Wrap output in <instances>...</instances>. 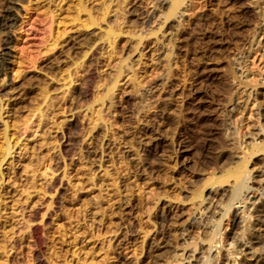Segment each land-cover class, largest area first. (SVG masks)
I'll use <instances>...</instances> for the list:
<instances>
[{
    "label": "rangeland",
    "instance_id": "rangeland-1",
    "mask_svg": "<svg viewBox=\"0 0 264 264\" xmlns=\"http://www.w3.org/2000/svg\"><path fill=\"white\" fill-rule=\"evenodd\" d=\"M53 1L16 10L0 76V264H225L257 200L234 174L264 179L263 0Z\"/></svg>",
    "mask_w": 264,
    "mask_h": 264
},
{
    "label": "bare ground",
    "instance_id": "bare-ground-1",
    "mask_svg": "<svg viewBox=\"0 0 264 264\" xmlns=\"http://www.w3.org/2000/svg\"><path fill=\"white\" fill-rule=\"evenodd\" d=\"M40 0H0V33H2V36H0V46H2L1 48V52H0V76H2V70L4 69L5 65L7 64V61H8V55H10V45L11 43L13 42L14 40V37L12 35V30L13 28L16 26V23H17V20H18V16H17V13H16V10L20 9V5L21 3H24V2H27L28 3V9L34 4V2H39ZM64 1V0H61V2ZM166 1L167 0H160V6H163L166 4ZM185 1L184 0H172V4H171V7L167 13V15L165 17L166 20L168 18H173L174 16H176L178 13L177 11L179 10V8L182 7L183 4ZM54 1L53 0H48V2L45 3V5H47V8L45 9V11H55L53 10L52 8V5H53ZM262 3V2H260ZM263 4H264V0H263ZM165 7V6H164ZM63 8V6H61L59 8V10L61 11ZM80 8L81 9H78V12L79 11H84L87 9L86 5H84L83 3V0L80 1ZM258 8V7H257ZM36 10H38V8H36ZM261 17L264 19V6H259V9H258ZM257 11V12H258ZM160 18V17H159ZM148 19V18H147ZM149 20V19H148ZM166 20H163V21H166ZM262 20V19H261ZM90 21L95 23L96 22V18L91 16L90 15ZM264 21V20H263ZM62 22V21H61ZM173 22V21H172ZM165 23V22H164ZM263 23V22H262ZM150 25V24H149ZM163 25V24H162ZM170 26H172V24L170 25V23L168 24V28H170ZM169 31V30H168ZM258 33L261 34V37L263 36L264 37V26H263V29H259ZM63 32L62 31H59L58 32V36L57 38L54 39L52 43H55V40H57L59 38V36L62 34ZM258 35V36H257ZM255 37V40L253 39L254 43H258L260 44L262 42L261 40V37L259 36V34H257ZM260 37V38H259ZM253 44V42H252ZM251 51V49H249ZM264 52V51H263ZM7 56V57H6ZM11 59V58H10ZM7 69V68H6ZM94 70V69H93ZM2 80V79H1ZM1 88V86H0ZM246 91V90H245ZM255 92V91H254ZM250 93V92H249ZM247 94V93H246ZM243 95V94H242ZM248 95V94H247ZM255 96V95H254ZM246 97V96H245ZM244 97V98H245ZM249 97V96H248ZM241 97H239V99L237 100V106H239V108L242 106V102L245 101V99ZM249 101V100H248ZM256 101V99H255ZM256 105V103L254 104ZM253 106V105H252ZM238 109V108H237ZM257 114L258 115V120H260L259 118L260 117H263L264 116V108H260L257 110ZM244 113V112H242ZM250 115V114H249ZM253 115V114H252ZM264 118V117H263ZM74 121V119L72 120ZM262 122V121H261ZM263 124V123H262ZM76 125V124H75ZM260 125V124H259ZM264 127V125H263ZM261 126V128L259 130H255V131H252L251 133H254V135H256L257 137H260V136H263L264 137V128ZM257 127H255L256 129ZM258 129V128H257ZM250 134V133H249ZM8 142V141H7ZM9 144V143H7ZM11 146V145H10ZM9 146V147H10ZM262 147H264V143L261 144ZM260 146V147H261ZM8 147V149H10ZM67 150V149H66ZM258 150V149H257ZM211 151V150H210ZM10 152V151H9ZM8 152V153H9ZM7 153V154H8ZM6 154V155H7ZM240 165V164H239ZM244 165V164H243ZM241 165L238 167V171L240 172H237L236 174H234L235 176V187L232 191L233 193V197L234 196H237V195H241V192H243V189L244 188H247V190L244 189V194L243 196H246L248 199L249 197H251V195L254 197V196H257L256 197V201H253L252 203V206L251 208L249 207V209L245 210V205H243L242 210L244 211V219L246 220H249V229H251V238H249L248 241H239V243H235L233 241H230L231 243L229 245H225V246H229L228 248H226V261H225V264H231V262H233V264H264V179L262 178L261 179V183L257 182L258 185H260L259 189H261V191L259 192V194H254V193H251L253 192L254 190L250 189V182H255L257 180H254L253 177L251 178L248 174V176L246 177V175L244 174V166ZM263 168V167H262ZM261 169V168H260ZM264 170V169H263ZM262 170V171H263ZM60 179V178H59ZM256 179V178H255ZM58 180V179H57ZM55 181V180H54ZM259 181V180H258ZM53 186V184H52ZM256 186V185H255ZM254 186V187H255ZM257 187V186H256ZM217 189V188H216ZM250 189V190H249ZM218 190V189H217ZM60 191V190H59ZM215 191V189H214ZM215 193H218L217 191H215ZM220 193V191H219ZM222 193V192H221ZM256 193V192H255ZM211 196V195H210ZM214 196V195H212ZM242 196V195H241ZM216 197V196H214ZM223 197V196H222ZM251 199V198H250ZM255 199V198H254ZM58 200V198H57ZM221 200V199H220ZM230 200V199H229ZM246 200V199H245ZM245 200L242 199H238V202H243L245 203ZM213 202V201H211ZM232 202V200H231ZM235 202V201H234ZM55 205H56V202H54ZM242 203V204H243ZM58 204V203H57ZM238 204V203H237ZM241 204V205H242ZM209 204H207L208 206ZM211 205V204H210ZM210 205L206 208L207 210L202 213L199 218L197 217L196 219V216H195V219L197 220L194 224L195 226L197 224H199V226L205 230L206 226L208 227L209 225V220L210 218L212 217V211L210 209ZM229 205V204H228ZM232 205V204H231ZM239 205V206H241ZM215 206V205H214ZM237 206V205H236ZM216 207V206H215ZM234 207V206H233ZM220 208V207H219ZM240 208V207H239ZM218 209V208H217ZM223 209V208H222ZM235 209V208H234ZM203 210V209H202ZM205 210V209H204ZM203 210V211H204ZM221 210V209H220ZM218 210V211H220ZM227 210V209H226ZM217 211V210H216ZM225 211V210H224ZM234 212V211H232ZM247 212V213H246ZM210 213V214H209ZM221 213V212H220ZM226 213V212H225ZM238 213V212H237ZM237 213L235 214L237 216ZM242 213V212H241ZM214 215V214H213ZM221 215V214H220ZM30 219H32V221H34L33 219H36L34 218V216H37V212H33L32 215L30 214ZM215 216V215H214ZM213 216V217H214ZM242 216V215H241ZM222 217V216H221ZM38 219V218H37ZM215 219V218H214ZM222 219V218H221ZM233 219V218H232ZM243 219V220H244ZM29 220V219H28ZM212 220V219H211ZM210 220V221H211ZM217 220V219H216ZM236 220V219H234ZM241 220V219H240ZM238 221V220H237ZM242 221V220H241ZM193 222V221H192ZM236 222V221H235ZM244 222V221H243ZM42 223V222H41ZM39 222V224L37 223H32L31 224V234H32V238H34V242L33 244L35 243V246H38L39 247V251L42 250L43 248V245H44V232H43V226L40 225L41 224ZM238 224V222H237ZM241 224V223H240ZM239 224V225H240ZM243 225V224H242ZM246 225V226H248ZM30 226V225H29ZM191 226V224H190ZM194 226V227H195ZM192 227V226H191ZM45 228V227H44ZM199 228V227H198ZM183 229V228H182ZM186 229V228H185ZM184 229V230H185ZM188 230V229H186ZM190 230V229H189ZM45 231V230H44ZM219 231V230H218ZM182 233V231H181ZM206 233V232H205ZM249 233V232H248ZM185 234H188V233H185ZM249 235V234H248ZM185 236V235H184ZM242 239V238H241ZM234 240V239H233ZM243 240V239H242ZM170 241V240H169ZM235 241V240H234ZM205 244V243H204ZM207 245V244H206ZM219 245V244H218ZM203 246V244H202ZM209 246V245H208ZM212 246V245H211ZM202 248V247H201ZM200 248V249H201ZM204 248V247H203ZM37 250V251H38ZM202 250V249H201ZM210 250V249H208ZM224 250V249H223ZM192 251V250H191ZM207 251V250H206ZM205 251V252H206ZM213 251V250H212ZM42 252V251H41ZM195 252V250H194ZM220 252V250L217 251V253ZM39 254V252H36V254ZM186 253V252H185ZM204 254V252H202ZM222 253V252H221ZM224 253V252H223ZM37 254V255H38ZM225 254V253H224ZM195 255V254H194ZM216 255V254H215ZM36 257V256H35ZM38 257V256H37ZM199 259H202L201 257H198ZM238 258V259H237ZM240 258V259H239ZM186 259V258H185ZM221 259H224V258H221ZM36 260V258H35ZM183 260V259H182ZM39 261V264H45L46 262H44L41 259L38 260ZM196 262V261H195ZM194 262V263H195ZM201 262V261H199ZM193 263V262H192ZM198 263V261H197ZM202 263V262H201ZM204 263V262H203ZM223 263V261H222ZM37 264V263H35ZM196 264V263H195ZM199 264V263H198ZM218 264V263H217Z\"/></svg>",
    "mask_w": 264,
    "mask_h": 264
}]
</instances>
